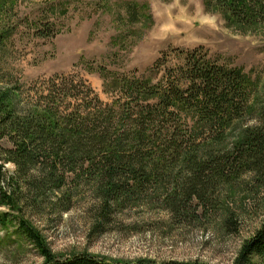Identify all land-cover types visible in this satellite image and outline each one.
I'll return each instance as SVG.
<instances>
[{
    "label": "rangeland",
    "instance_id": "rangeland-1",
    "mask_svg": "<svg viewBox=\"0 0 264 264\" xmlns=\"http://www.w3.org/2000/svg\"><path fill=\"white\" fill-rule=\"evenodd\" d=\"M0 39V92L19 88L18 108L52 76L84 80L111 103L122 97L121 78L162 82L168 69L183 65L184 51L197 47L249 83V113L230 124L222 146L256 125L264 105V20L237 23L209 0H0ZM0 147L11 143L1 138ZM3 165L2 185L17 200L0 203V264H44L22 223L58 258L87 253L116 264H233L264 223V184L250 171L218 183L208 194L213 207L193 201L176 215L151 190L104 213L94 186L71 177L59 191L24 200L16 165ZM251 261L264 264L259 256Z\"/></svg>",
    "mask_w": 264,
    "mask_h": 264
},
{
    "label": "trees",
    "instance_id": "trees-1",
    "mask_svg": "<svg viewBox=\"0 0 264 264\" xmlns=\"http://www.w3.org/2000/svg\"><path fill=\"white\" fill-rule=\"evenodd\" d=\"M211 2L237 23L264 20V0ZM200 49L184 51L183 65L168 69L162 82L121 78L122 97L111 103L100 101L84 80L65 76L32 88L34 96L22 108L19 88L0 92V139L11 143L0 147V203L11 207L17 200L14 189L2 185L4 161L16 165L27 189L24 200L59 191L71 177L94 186L104 213L134 203L147 190L161 195L176 215L189 212L193 201L207 209L218 183L247 171L264 184V105L256 125H245L222 146L230 124L249 113V83L239 69L210 61ZM20 229L44 264H116L87 253L58 258L33 228L22 223ZM253 256L264 258V223L233 264H253Z\"/></svg>",
    "mask_w": 264,
    "mask_h": 264
}]
</instances>
